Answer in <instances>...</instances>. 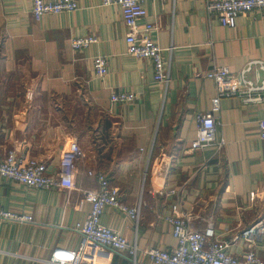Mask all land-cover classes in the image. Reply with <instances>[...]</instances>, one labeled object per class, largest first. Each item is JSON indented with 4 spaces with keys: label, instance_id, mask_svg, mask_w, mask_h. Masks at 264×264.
Segmentation results:
<instances>
[{
    "label": "crops",
    "instance_id": "0c3cea01",
    "mask_svg": "<svg viewBox=\"0 0 264 264\" xmlns=\"http://www.w3.org/2000/svg\"><path fill=\"white\" fill-rule=\"evenodd\" d=\"M214 0H150L140 25L153 24V39L171 64L165 98L150 60L129 54L128 29L119 6L77 0L72 13L37 21L34 0H0V150L47 164L56 172L73 142L84 152L77 190H32L0 176V207L32 222L0 224V264H50L56 250L78 252L76 230L92 211L83 191H96L104 173L129 207L143 204L137 224L109 208L101 224L138 247L137 264H154L149 248L177 246L165 217L179 204L198 231L214 223L216 234L237 257L248 253L241 236L264 221V140L259 120L264 105L223 98L217 114L216 147L192 151L197 117L217 96L205 74L214 66L238 73L252 60L264 61V12L242 14L236 28L206 12ZM95 36L75 51L71 40ZM109 60L108 75L94 73V59ZM133 93L130 103L113 94ZM176 194L168 195L167 191ZM264 259V248L258 251ZM126 252L88 250L83 264H130Z\"/></svg>",
    "mask_w": 264,
    "mask_h": 264
},
{
    "label": "built area",
    "instance_id": "2783aa9c",
    "mask_svg": "<svg viewBox=\"0 0 264 264\" xmlns=\"http://www.w3.org/2000/svg\"><path fill=\"white\" fill-rule=\"evenodd\" d=\"M150 0H101L103 6H119L124 23L128 29L127 44L129 54L142 60H150L154 68V80L163 87L165 98L172 82L171 64L165 59V52H173V48L164 50L153 39V24L141 26L140 21L147 16L145 7ZM79 9L77 0H34L32 13L37 21L48 15L72 13ZM264 12V0H214L208 1L206 12L216 17L222 26L237 27V19L242 14ZM97 42L95 36L74 38L72 49L80 51ZM109 60L105 57L94 59V73L97 78L108 75ZM205 77L214 81L217 96L212 100L211 109L198 115V136L192 144V151L208 147H216L221 154L225 142L217 138V114L221 110L223 98H236L247 105H264V61L252 60L240 72L232 73L228 68L214 66ZM135 100L133 93L113 94L112 102L130 103ZM259 133L264 140V119L259 120ZM84 152L77 142L70 144L60 160L56 172H50L46 163L18 155L9 151L3 155L0 150V176L13 180L19 185L32 190H77L76 172L84 159ZM97 179L99 188L96 191H83L84 198L92 206L91 213L84 222L78 223L77 232L81 236L78 252L56 250L49 261L50 264H83V255L88 250L126 252L131 263L137 264L138 247L131 245L129 239L117 230L101 224V218L109 208L118 209L128 218L139 224L143 214V204L129 207L122 200L117 187L104 173H89ZM168 195L176 194L175 190L167 191ZM172 226L177 246L171 251L149 248L144 253L154 264H264L258 254L264 248V221L261 220L249 227L241 239L248 245V253L237 257L229 252V244L216 234L215 225L209 222L204 231H198L193 220L187 216L179 204L171 206V213L165 217ZM33 218L25 214L8 212L0 207V224L5 222L27 223Z\"/></svg>",
    "mask_w": 264,
    "mask_h": 264
}]
</instances>
